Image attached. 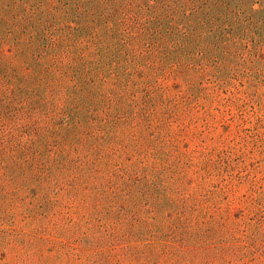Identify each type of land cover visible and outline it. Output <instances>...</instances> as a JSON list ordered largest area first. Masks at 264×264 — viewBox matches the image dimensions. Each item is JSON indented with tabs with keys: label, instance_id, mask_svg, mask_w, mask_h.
Masks as SVG:
<instances>
[{
	"label": "rangeland",
	"instance_id": "obj_1",
	"mask_svg": "<svg viewBox=\"0 0 264 264\" xmlns=\"http://www.w3.org/2000/svg\"><path fill=\"white\" fill-rule=\"evenodd\" d=\"M225 2L86 81L85 125L1 94L0 264H264V0Z\"/></svg>",
	"mask_w": 264,
	"mask_h": 264
},
{
	"label": "trees",
	"instance_id": "obj_2",
	"mask_svg": "<svg viewBox=\"0 0 264 264\" xmlns=\"http://www.w3.org/2000/svg\"><path fill=\"white\" fill-rule=\"evenodd\" d=\"M189 1L0 0V79L7 81L0 80V96L17 90L14 98L45 110L62 101L58 113H66V123L72 126L77 119L85 125L94 101L80 108L74 101L85 98L86 81L110 68L142 64L144 57L129 58L144 45L200 51L204 33L198 30L213 25L212 17L189 23ZM220 1V7L227 3ZM217 19L227 22L228 16ZM154 56L149 52L147 58ZM70 104L81 111L71 116Z\"/></svg>",
	"mask_w": 264,
	"mask_h": 264
}]
</instances>
